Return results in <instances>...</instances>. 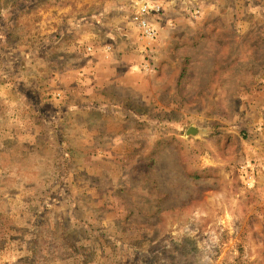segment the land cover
Listing matches in <instances>:
<instances>
[{
  "label": "rangeland",
  "instance_id": "obj_1",
  "mask_svg": "<svg viewBox=\"0 0 264 264\" xmlns=\"http://www.w3.org/2000/svg\"><path fill=\"white\" fill-rule=\"evenodd\" d=\"M0 264H264V0H0Z\"/></svg>",
  "mask_w": 264,
  "mask_h": 264
},
{
  "label": "built area",
  "instance_id": "obj_2",
  "mask_svg": "<svg viewBox=\"0 0 264 264\" xmlns=\"http://www.w3.org/2000/svg\"><path fill=\"white\" fill-rule=\"evenodd\" d=\"M147 10H148V8L146 6H142V8H141L142 14L146 13ZM140 24L143 26L144 31L146 32V35L148 37L152 36V34H154L153 29L148 25V22L144 17H140Z\"/></svg>",
  "mask_w": 264,
  "mask_h": 264
},
{
  "label": "water",
  "instance_id": "obj_3",
  "mask_svg": "<svg viewBox=\"0 0 264 264\" xmlns=\"http://www.w3.org/2000/svg\"><path fill=\"white\" fill-rule=\"evenodd\" d=\"M192 132H193V128H192Z\"/></svg>",
  "mask_w": 264,
  "mask_h": 264
}]
</instances>
